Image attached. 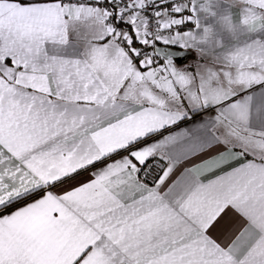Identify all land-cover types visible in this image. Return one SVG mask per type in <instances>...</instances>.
Here are the masks:
<instances>
[{"label":"snow or ice","instance_id":"6c2138e0","mask_svg":"<svg viewBox=\"0 0 264 264\" xmlns=\"http://www.w3.org/2000/svg\"><path fill=\"white\" fill-rule=\"evenodd\" d=\"M0 264H264V0H0Z\"/></svg>","mask_w":264,"mask_h":264}]
</instances>
